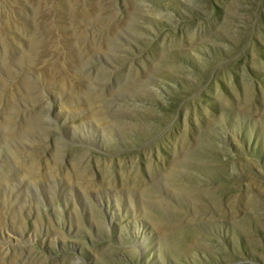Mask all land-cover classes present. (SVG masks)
<instances>
[{"label": "rangeland", "instance_id": "1", "mask_svg": "<svg viewBox=\"0 0 264 264\" xmlns=\"http://www.w3.org/2000/svg\"><path fill=\"white\" fill-rule=\"evenodd\" d=\"M0 264H264V0H0Z\"/></svg>", "mask_w": 264, "mask_h": 264}]
</instances>
